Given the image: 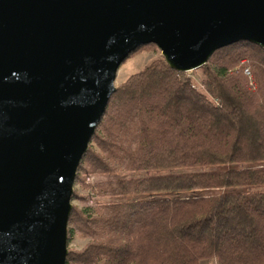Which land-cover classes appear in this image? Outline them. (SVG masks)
<instances>
[{"label": "trees", "instance_id": "16d2710c", "mask_svg": "<svg viewBox=\"0 0 264 264\" xmlns=\"http://www.w3.org/2000/svg\"><path fill=\"white\" fill-rule=\"evenodd\" d=\"M197 69L161 55L116 85L76 169L67 241L86 242L65 264H264V47Z\"/></svg>", "mask_w": 264, "mask_h": 264}, {"label": "water", "instance_id": "95a60500", "mask_svg": "<svg viewBox=\"0 0 264 264\" xmlns=\"http://www.w3.org/2000/svg\"><path fill=\"white\" fill-rule=\"evenodd\" d=\"M240 40L264 47V0H0V264H65L76 169L131 52L187 71Z\"/></svg>", "mask_w": 264, "mask_h": 264}, {"label": "rangeland", "instance_id": "374dc122", "mask_svg": "<svg viewBox=\"0 0 264 264\" xmlns=\"http://www.w3.org/2000/svg\"><path fill=\"white\" fill-rule=\"evenodd\" d=\"M161 51L156 45L152 44H145L141 45L137 48V50L131 52L129 56L121 63V65L118 68L117 74H116V79H115V85H118L121 83L127 76L130 74L142 69L148 62H150L152 59L161 56ZM190 76H192L193 79L196 81L200 77V70L195 68L192 70H187L186 72ZM182 168H171V169H162L161 171H172V172H178ZM144 172H125L122 173L123 176L129 177V176H137V175H142ZM105 176H90L88 178L89 182H92L98 178H104ZM75 187L78 189L79 186L75 185ZM82 192V191H80ZM91 200H89L90 202ZM71 204H77L81 205V203L78 200H73L71 201ZM86 242V239L80 238V237H73L69 242L67 241V248L72 247L79 249L81 248L84 243ZM198 264H215V259L214 258H207V259H202L199 261Z\"/></svg>", "mask_w": 264, "mask_h": 264}, {"label": "built area", "instance_id": "2783aa9c", "mask_svg": "<svg viewBox=\"0 0 264 264\" xmlns=\"http://www.w3.org/2000/svg\"><path fill=\"white\" fill-rule=\"evenodd\" d=\"M244 72H245V74H247L250 77V73H249L248 69H244Z\"/></svg>", "mask_w": 264, "mask_h": 264}]
</instances>
